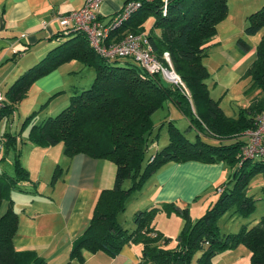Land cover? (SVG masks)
I'll use <instances>...</instances> for the list:
<instances>
[{
	"label": "trees",
	"instance_id": "1",
	"mask_svg": "<svg viewBox=\"0 0 264 264\" xmlns=\"http://www.w3.org/2000/svg\"><path fill=\"white\" fill-rule=\"evenodd\" d=\"M128 1L139 2L140 7L110 33L108 41H120L128 33L145 35L154 57L172 70L181 84H166L161 75L148 73L132 59L101 57L86 36L75 30L20 74L4 92L6 101L0 120L14 114L35 81L64 64L75 61L94 70L91 86L74 90L58 114L36 122L34 112L23 123V126L31 123V127L21 144L45 149L61 143L62 154L68 160L86 155L115 166L112 188L99 193L91 218L73 240L65 264L83 263L87 255L98 252L115 257L125 245L141 247L138 264H212L217 254L238 246L250 252V264H264V211L256 225L242 226L237 233L222 234L217 227V220L229 210L242 216L254 211L255 200L246 191L254 175L264 177V160L244 159L241 154L244 141L239 138L255 128L256 117L264 111V36L243 74L249 79L247 92L256 95L247 108L239 109L235 118L230 117L220 107V101L210 97L206 84L209 72L202 63L216 36L217 25L227 17L228 0ZM118 14L112 15L109 22ZM149 19L152 23L145 33ZM98 20L102 21L99 15ZM262 28L264 1L259 10L247 17L244 34L253 36ZM64 33L55 38L63 37ZM237 44L242 53L251 49L242 40ZM164 52L169 55L170 66L163 59ZM16 59L15 53L10 61ZM167 101L188 121V130L195 132V140L190 141L173 121H166L161 127L166 124L168 143L146 157L149 142L159 135V131L154 135L152 116ZM3 138L5 148H12L15 156L13 173L0 174V208L3 201L8 202L6 211L0 213V264H48L35 252L16 251L13 246L19 217L13 209L11 193L26 192V185L32 181L20 163L17 136L5 133ZM185 162L237 167L226 182L215 188L217 200L198 219H191L187 206L163 203L135 212L134 228H122L117 216L124 211L129 196L163 166ZM63 172L57 165L50 183L55 184ZM32 185L31 192L36 193L37 185ZM262 192L264 201V186ZM159 213H176L183 221L174 248L168 247L171 239L153 226Z\"/></svg>",
	"mask_w": 264,
	"mask_h": 264
},
{
	"label": "crops",
	"instance_id": "2",
	"mask_svg": "<svg viewBox=\"0 0 264 264\" xmlns=\"http://www.w3.org/2000/svg\"><path fill=\"white\" fill-rule=\"evenodd\" d=\"M126 1L103 0L99 9L102 22L108 23L112 15L121 11ZM84 3L85 0H0V65L10 61L15 53L16 71H24L36 64L50 50L63 42L67 38L65 37L67 33L72 32L66 30L63 37L55 38L65 30L56 18L79 11ZM150 26L145 27V33H148ZM69 63L38 80V86L46 93L59 89L50 98L57 93V95L65 93L63 75L66 73L63 70L73 73L74 67L78 66ZM81 66L84 70V66ZM65 95L69 99L67 94ZM67 103L68 100L64 101L63 105ZM159 147L156 146L155 152L160 150ZM33 148L35 147L31 145V150H34ZM50 148H39L43 150L45 157L49 156L46 172L57 165L62 167L64 172L53 186L45 182L42 192L32 193L33 187H25L26 192L13 191L11 194L13 209L19 217V227L13 246L16 251L35 252L48 264H65L73 240L83 231L91 218L99 193L112 188L115 166L110 161L96 160L86 155H76L68 160L62 154V150L50 153L53 150ZM51 154L55 157L51 158ZM224 173L225 165L222 163L167 164L149 178L153 183L152 189L150 188L151 195L145 203L132 207L128 217H132L135 211L163 203L176 202L181 208L186 207L210 187H217ZM48 187H53L50 192L47 191ZM214 194L216 195V190ZM34 202L37 206L31 209ZM197 210L202 212L203 204H200ZM128 219L127 222L131 224L130 218ZM131 228H134V224H131ZM158 231L164 236L168 235L166 229L159 228ZM140 255V246L125 245L115 257L98 252L87 255L83 263L74 261L71 264H138ZM212 264H250V252L244 246L228 249L217 254Z\"/></svg>",
	"mask_w": 264,
	"mask_h": 264
},
{
	"label": "rangeland",
	"instance_id": "3",
	"mask_svg": "<svg viewBox=\"0 0 264 264\" xmlns=\"http://www.w3.org/2000/svg\"><path fill=\"white\" fill-rule=\"evenodd\" d=\"M264 0H228V14L227 17L217 25L216 37L211 43V46L207 52V56L203 59L202 63L207 68L209 76L206 79L209 95L213 100L220 101L219 105L227 116L236 117L239 109L247 108L251 100L255 97V93L247 92L249 85V79L244 78L243 74L250 62L253 61L255 55V48L264 36V28H262L257 34L253 36H247L244 34V29L247 26V17L259 10L263 5ZM152 19L146 22L145 27L151 25ZM242 40L250 46V50L246 53H242L237 41ZM38 62V61H37ZM74 65V72L67 73V70H63L64 74V88L65 93L59 94L55 99H50V96L57 92L59 89L51 91L53 93H46V91L37 84L38 80L29 88L26 98L17 106L14 114L9 117H4L0 120V174L13 173L12 163L15 156V151L10 148L6 149L4 142V134H12L17 136V147H20V163L29 172L30 179L33 184H36V193L42 192L44 189L43 184H50L52 173L55 166L46 172L48 167V157L43 155V150L35 147L31 150L29 143L21 144V140H25L28 131L31 127V123L23 126L25 119L34 112L36 113V122L41 121L43 118L55 116L66 105L64 101L68 100L74 90L81 91L88 89L94 80V70L88 67H84L77 62H71ZM67 64V63H66ZM70 64V63H69ZM15 63L8 61L5 64L0 65V91L6 92L8 87L16 80V78L24 71H16ZM80 67L82 70H79ZM29 68V67H27ZM163 81L166 84H174L168 79ZM70 94V96H69ZM63 105V106H62ZM152 121L155 126L154 135L159 131V135L154 142H149L148 151L146 157H149L156 151V146L163 148L168 143V136L166 132V124L161 125L166 121H173L175 126L186 134L190 141L195 140V132L188 130L189 124L187 120L181 115V113L175 108V106L167 101L163 104V107L156 111L152 116ZM161 127V128H160ZM188 130V131H187ZM202 139L210 142H214L210 139L203 137ZM34 147V146H32ZM51 150H62V144L59 143ZM34 151V152H33ZM51 158L55 157L54 154L50 155ZM44 164V165H43ZM40 165V166H39ZM40 167V168H39ZM237 166L231 168L225 165V173L221 177V183L227 181L228 176L231 175ZM50 168V167H49ZM38 178L37 180H35ZM40 179V180H39ZM40 181V183H38ZM152 180L147 179L141 188L134 192L126 201L125 209L117 216L118 223H122L121 227L126 230H131V224L133 225V215L128 217L130 209L135 207L139 203H145L149 197L150 190L152 189ZM54 185V184H53ZM52 185V186H53ZM128 184L125 185L127 187ZM264 186V177L262 174H256L250 180L246 195L251 196L255 200L254 211L246 216L234 213L233 209L227 211L222 217L217 220V227L222 234H234L240 231L242 226L250 228L256 225L263 215L264 201L262 187ZM26 187H33L32 183H28ZM53 187H48L47 191ZM151 188V189H150ZM215 188L210 187L204 193L195 197L190 205H188L189 215L192 220L198 219L205 210L217 200V194L215 195ZM13 193V191H12ZM11 193V194H12ZM210 196V197H209ZM209 197V198H208ZM211 199V200H210ZM211 201V202H210ZM200 204H203L204 210L200 212L197 210ZM8 202L3 201L0 213L3 214L6 211ZM37 203L34 202L31 209L35 208ZM145 210V209H141ZM137 212V211H135ZM130 218V223L127 221ZM125 220V221H124ZM183 221L176 213L167 215L165 213H159L153 222V226L158 231L160 229H166L169 237L172 241L169 244V248H174L176 245V238L181 232ZM160 232V231H159ZM161 233V232H160ZM164 236V235H163Z\"/></svg>",
	"mask_w": 264,
	"mask_h": 264
},
{
	"label": "built area",
	"instance_id": "4",
	"mask_svg": "<svg viewBox=\"0 0 264 264\" xmlns=\"http://www.w3.org/2000/svg\"><path fill=\"white\" fill-rule=\"evenodd\" d=\"M102 2L103 0H85L84 6L79 11L56 19L59 25L65 29L64 31L78 30L82 32L91 48L101 57L110 60L116 58L132 59L148 73L159 74L165 80L171 81L167 73L174 72L166 69L154 57L144 35L128 33L120 41H108L110 33L125 22L140 7V3L136 1L126 2L113 20L103 23L98 20ZM163 59L170 66L167 52L163 53ZM176 78L174 85L180 83L179 78L177 76ZM5 101V95L0 91V112L3 110ZM239 138L244 141L241 151L244 159L264 160V111L256 117L255 128L243 133Z\"/></svg>",
	"mask_w": 264,
	"mask_h": 264
},
{
	"label": "bare ground",
	"instance_id": "5",
	"mask_svg": "<svg viewBox=\"0 0 264 264\" xmlns=\"http://www.w3.org/2000/svg\"><path fill=\"white\" fill-rule=\"evenodd\" d=\"M167 76H168V78H169L171 81L177 80L175 74L172 73V72H168V73H167Z\"/></svg>",
	"mask_w": 264,
	"mask_h": 264
}]
</instances>
